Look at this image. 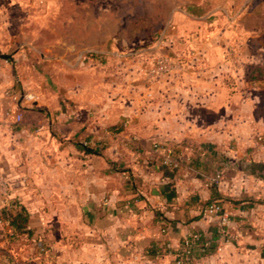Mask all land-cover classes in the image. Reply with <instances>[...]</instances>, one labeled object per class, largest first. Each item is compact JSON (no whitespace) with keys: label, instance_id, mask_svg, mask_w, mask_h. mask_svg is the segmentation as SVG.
<instances>
[{"label":"crops","instance_id":"0c3cea01","mask_svg":"<svg viewBox=\"0 0 264 264\" xmlns=\"http://www.w3.org/2000/svg\"><path fill=\"white\" fill-rule=\"evenodd\" d=\"M0 54V264H176L193 233L214 249L184 264H264V50H189L123 105L34 98Z\"/></svg>","mask_w":264,"mask_h":264},{"label":"rangeland","instance_id":"374dc122","mask_svg":"<svg viewBox=\"0 0 264 264\" xmlns=\"http://www.w3.org/2000/svg\"><path fill=\"white\" fill-rule=\"evenodd\" d=\"M2 17L1 50L17 52L25 90L49 101L123 105L142 86L150 96L189 50H264V0H5ZM258 90L264 128V81Z\"/></svg>","mask_w":264,"mask_h":264},{"label":"trees","instance_id":"16d2710c","mask_svg":"<svg viewBox=\"0 0 264 264\" xmlns=\"http://www.w3.org/2000/svg\"><path fill=\"white\" fill-rule=\"evenodd\" d=\"M251 74H254L253 78H259L262 77L264 79V71L261 68H254ZM82 149L87 152V153H92V150L88 147L86 143L81 145ZM218 202L222 204V199L220 197H214L209 202L206 204L208 206L212 202ZM2 218L6 219L11 225V227L14 230V233H26L27 230H25V226L23 225L26 220L27 216L22 215V214H17V215H12L8 210H2ZM196 234V237H191V235L188 237L189 242H191V246L189 248L190 250V256L192 255L193 251L195 249H200L203 250L204 253H209L214 249V245L211 244L209 241L203 240L198 233H193Z\"/></svg>","mask_w":264,"mask_h":264},{"label":"built area","instance_id":"2783aa9c","mask_svg":"<svg viewBox=\"0 0 264 264\" xmlns=\"http://www.w3.org/2000/svg\"><path fill=\"white\" fill-rule=\"evenodd\" d=\"M166 68L165 65H160L158 67V70L160 69H164ZM25 97L27 99H31L32 95L31 94H27L25 95ZM155 147H158V144H155ZM171 150H169L168 148L165 147V158H164V163L169 165V166H176V162L174 160H172L171 156H170ZM220 180V173H217L213 178H212V183L213 184H218ZM205 212L208 214H216L217 216H219L221 223L224 225L226 224L227 221V214L225 213L224 209H223V205L218 203V202H212L210 203L208 206L205 207ZM196 234H192L191 237H196ZM191 246V242H189L188 238H186L183 242L182 245L180 247V250L175 254L176 257V264H184L186 259H188L190 257V248Z\"/></svg>","mask_w":264,"mask_h":264},{"label":"water","instance_id":"95a60500","mask_svg":"<svg viewBox=\"0 0 264 264\" xmlns=\"http://www.w3.org/2000/svg\"><path fill=\"white\" fill-rule=\"evenodd\" d=\"M0 56L3 58H9L10 55L9 54H0Z\"/></svg>","mask_w":264,"mask_h":264}]
</instances>
